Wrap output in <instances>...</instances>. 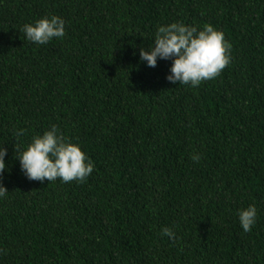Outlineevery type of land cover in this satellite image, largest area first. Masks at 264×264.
<instances>
[{
  "label": "trees",
  "instance_id": "16d2710c",
  "mask_svg": "<svg viewBox=\"0 0 264 264\" xmlns=\"http://www.w3.org/2000/svg\"><path fill=\"white\" fill-rule=\"evenodd\" d=\"M50 15L65 36L28 42ZM172 22L221 30L230 64L193 88L141 62ZM52 125L94 162L85 182L22 173L15 146ZM0 145V264H264V0H0Z\"/></svg>",
  "mask_w": 264,
  "mask_h": 264
},
{
  "label": "clouds",
  "instance_id": "9594fccd",
  "mask_svg": "<svg viewBox=\"0 0 264 264\" xmlns=\"http://www.w3.org/2000/svg\"><path fill=\"white\" fill-rule=\"evenodd\" d=\"M20 31L25 39L36 45H44L54 38L65 36V21L58 15L44 16L32 23L24 24ZM232 45L225 39L224 33L211 24L198 28L194 24L172 22L157 27L154 43L147 49L140 47L139 60L148 67H155L158 59H171L166 79L173 84L198 87L202 82L212 80L231 62ZM20 138L24 129L14 130ZM22 173L29 180L52 182L58 178L62 182L73 180L83 183L93 172L94 162L81 149L78 142L66 137L56 125H52L42 134L31 138L27 146H15ZM7 150L0 145V176L6 170ZM194 162L200 155L194 154ZM8 189L0 183V199L7 197ZM257 207L249 204L237 210L242 230L247 233L257 223ZM161 235L174 239V227L165 226Z\"/></svg>",
  "mask_w": 264,
  "mask_h": 264
}]
</instances>
